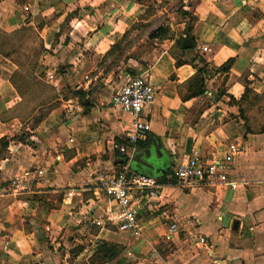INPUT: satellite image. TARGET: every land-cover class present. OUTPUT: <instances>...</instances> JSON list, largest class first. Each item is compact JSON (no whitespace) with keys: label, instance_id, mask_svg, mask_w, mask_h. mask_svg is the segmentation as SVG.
Segmentation results:
<instances>
[{"label":"crops","instance_id":"0c3cea01","mask_svg":"<svg viewBox=\"0 0 264 264\" xmlns=\"http://www.w3.org/2000/svg\"><path fill=\"white\" fill-rule=\"evenodd\" d=\"M160 2L0 0V187L35 180L29 192L0 194V264H264V131L247 129L239 104L264 101V0ZM20 31L36 45L22 73L1 42ZM185 33L191 49L178 42ZM138 76L155 99L142 114L149 131L133 143V118L112 98ZM231 144L230 184H177L192 152L211 163ZM122 166L163 187L149 203L134 194L139 236L118 230L117 205L98 188Z\"/></svg>","mask_w":264,"mask_h":264},{"label":"built area","instance_id":"2783aa9c","mask_svg":"<svg viewBox=\"0 0 264 264\" xmlns=\"http://www.w3.org/2000/svg\"><path fill=\"white\" fill-rule=\"evenodd\" d=\"M49 79H52L50 76ZM155 99V90L149 81L142 76L130 78L122 84L114 93L112 105L121 112L133 118L132 129L129 134L130 142H138L143 134L149 131V124L143 118L145 108L152 105ZM121 153L125 149L115 146ZM236 145H228L223 156L217 161L207 163L196 151L192 152L186 163L176 168L174 178L179 185L195 186L205 183L210 186H222L230 184L229 173L231 164L238 155ZM99 191L102 195L116 203L117 228L121 232H129L133 236H139L138 206L134 204V194L144 203L157 200L162 197L163 187L154 178L142 176L121 167L113 175H102L99 179ZM35 185L34 179L19 181L10 179L5 186L0 187V194L7 192H29ZM72 193L68 192L63 203L70 204ZM175 226H170V232H174ZM202 245L203 239L199 240ZM216 264H222L221 262Z\"/></svg>","mask_w":264,"mask_h":264},{"label":"rangeland","instance_id":"374dc122","mask_svg":"<svg viewBox=\"0 0 264 264\" xmlns=\"http://www.w3.org/2000/svg\"><path fill=\"white\" fill-rule=\"evenodd\" d=\"M160 3L165 5L168 2H166V0H161ZM174 6H175V2H174V4H171L168 7V9L170 8V10H171V9H173ZM165 16H166L165 13L163 15H160V18H159L160 19L159 20L160 23L165 22ZM21 35H23V34L20 31L19 33H15L13 37L7 38V37H4V36H1V42H3L2 45H4V46H8L9 45V48L8 49L11 51V54H13V58L12 59H14L16 62H18L20 64V66H21V73H22L23 71H25V68L26 67H28V66H31V67L34 66L35 61H36V59H34V55H32V53L31 54L28 53L29 56L26 57L25 56V53L30 52V51L31 52L36 51V45H35V40H34L35 39V36H34L33 32H30L29 33V38H30V41L32 42V45L31 46H25V44L23 43V41L21 39H18L19 37L21 38ZM14 37H15L14 40H17L16 43H15V47H14V44H13V41H12V39ZM135 40H136L135 38L127 39L126 40L127 42L125 44H123L122 47L120 46L121 49L123 48V51L124 50L125 51L128 50L131 47V45L134 44ZM111 61L112 60H110L109 63H111ZM24 75L27 78H29L27 81H29V82L30 81H33V79L31 78L32 76L31 77H30V75L28 76L27 73L24 74ZM24 75L18 74L17 79H16L17 82L25 83L24 82L25 81ZM102 78L103 77H100V78H98V80H101ZM45 80H44V82H45ZM122 80H123V75L120 74L119 72L117 74H115L114 77H113V79H112V81L116 85H118ZM110 83H112V82H110ZM46 93H47V96H48V104L55 103V101H56V95H55L54 91L52 90V88L50 86L47 87ZM72 94H73L72 91L66 90L63 93V98L70 97ZM249 103H250L249 107L246 108V116L252 122L257 121V122L261 123V120L264 119V101L261 100L260 102H258L254 98H251ZM54 106H55V104H51V105H45L44 107L39 108L38 111H37V113H36V116L34 117V120H37V119L41 118L45 113L48 112L49 109L53 108ZM34 110H37V107L36 108H33V111ZM34 120L32 121V124L35 123Z\"/></svg>","mask_w":264,"mask_h":264},{"label":"trees","instance_id":"16d2710c","mask_svg":"<svg viewBox=\"0 0 264 264\" xmlns=\"http://www.w3.org/2000/svg\"><path fill=\"white\" fill-rule=\"evenodd\" d=\"M155 33L156 34H159L160 35V29H158V30H156L155 31ZM158 35V36H159ZM154 36V34L152 33L151 35H150V37H153ZM228 66V65H227ZM225 68H226V66H225ZM202 72H204L203 71V69H199V74L200 73H202ZM195 81L198 83V84H201V81H202V79H195ZM254 99L256 100V101H261L262 99H260V98H257V97H254ZM240 104V117H241V119L244 121V123H245V125H246V127H247V129L249 128H252L254 131H256V132H263L264 131V121L263 120H261V123H259V122H257V121H255L254 123L252 122V123H250V122H248V120H250V119H248V117L246 118L245 116H244V114H245V112H246V108L247 107H249V105H250V103H249V101H247L245 98H243V100L239 103ZM252 125V127H251V125Z\"/></svg>","mask_w":264,"mask_h":264},{"label":"water","instance_id":"95a60500","mask_svg":"<svg viewBox=\"0 0 264 264\" xmlns=\"http://www.w3.org/2000/svg\"><path fill=\"white\" fill-rule=\"evenodd\" d=\"M178 42L181 43V46L183 49H191L193 47V42L191 39H188L187 38V34L185 33L184 36H181L178 38ZM82 105H85V106H89V102L87 101H84V103ZM235 224L234 223V228H235ZM235 230V229H234Z\"/></svg>","mask_w":264,"mask_h":264}]
</instances>
